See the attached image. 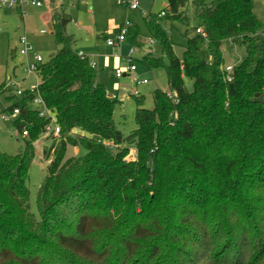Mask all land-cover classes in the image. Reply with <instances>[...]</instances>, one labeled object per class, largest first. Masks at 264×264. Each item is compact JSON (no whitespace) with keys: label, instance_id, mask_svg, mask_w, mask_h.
Wrapping results in <instances>:
<instances>
[{"label":"trees","instance_id":"1","mask_svg":"<svg viewBox=\"0 0 264 264\" xmlns=\"http://www.w3.org/2000/svg\"><path fill=\"white\" fill-rule=\"evenodd\" d=\"M253 5L168 0L163 15H145L168 62L146 58L164 66L173 99L157 89L149 110L137 98L128 135L114 120L120 101L74 47L66 30L71 16L54 9L60 49L39 66L38 93L61 131L45 154L53 159L37 194V218L29 170L49 119L32 107L28 90L9 94L21 98L6 110L19 109L13 126L27 135L20 153L0 151V264H264V29ZM162 17L196 22L182 58ZM127 35L143 44L137 27ZM227 40L247 50L231 73L222 51ZM68 146L84 154L66 158ZM131 149L134 159L127 158Z\"/></svg>","mask_w":264,"mask_h":264},{"label":"rangeland","instance_id":"2","mask_svg":"<svg viewBox=\"0 0 264 264\" xmlns=\"http://www.w3.org/2000/svg\"><path fill=\"white\" fill-rule=\"evenodd\" d=\"M5 1V0H0ZM134 2L135 0H129ZM138 1V0H137ZM254 14L259 19L264 29V0H253ZM87 4L80 7H71L70 2H64L69 13L76 18L79 25L68 23L66 30L73 34L78 42L74 47L85 53L92 62H95L96 81L102 84L109 94L115 96L120 101L114 109V120L117 128L128 135L136 128L135 113L137 110V98L143 100V107L152 110L155 106L153 92L157 89L168 91V78L164 66L151 67L146 57L161 59L164 64L168 62L158 39L151 37L145 21V12L159 14L167 5L168 0H139V7L132 9L129 5L120 4L116 0H88ZM50 7L25 6L28 13L23 15L19 8L0 7V89L8 84V77L16 79L21 87L28 89L32 84H36L34 76H28L24 72V62H34V55L23 56L19 53V38L25 35L28 42L44 60L49 55L60 49L56 42V37L52 30H49L46 17L51 15ZM160 23L166 31L168 37L174 43L175 53L182 58L189 37L195 34L191 28L196 25L191 19V25L186 26L181 21L160 18ZM137 27L142 35L141 45H136L131 41L130 36L117 46L110 47L105 41V35L112 37L111 32L122 27ZM264 34V33H263ZM153 38L150 53H145L143 46ZM134 50L132 61L125 59L130 50ZM224 65L232 67L238 66L244 60L247 50L244 44H234L227 40L222 45ZM130 65H135L136 70L129 72ZM121 71V76L116 75L117 70ZM25 77L26 79H23ZM147 80L146 83L140 81ZM187 90L192 89V82L185 81ZM17 86L7 85V89L0 91V151L10 155H16L24 150L25 138L13 126V118L2 119L1 115L10 113L6 108L21 98H8L9 94H14ZM139 92L138 95L134 91ZM264 101V91L260 96ZM32 107L37 108L35 105ZM59 138L54 136H42L34 142L35 159L29 170L28 188L31 213L39 218L37 206V194L48 174V165L53 159V153L46 157L48 148L53 142H58ZM84 154L82 147L68 146L66 158L80 156ZM135 150L131 149L128 159H134Z\"/></svg>","mask_w":264,"mask_h":264},{"label":"built area","instance_id":"3","mask_svg":"<svg viewBox=\"0 0 264 264\" xmlns=\"http://www.w3.org/2000/svg\"><path fill=\"white\" fill-rule=\"evenodd\" d=\"M46 0H5L0 1V7L2 6H6V7H10V8H19L21 13L23 15H26L28 13L27 10H24V7L29 5V6H36V7H42L44 5V2ZM49 2L52 3L53 5V9H58V8H64V2L66 0H47ZM70 2V5H74V4H78V3H85L87 0H68ZM117 2H119L120 4H126L129 5L132 9H137L139 7V3L137 0H135L134 2H130L129 0H116ZM145 14H147L145 12ZM164 12H161L160 15H163ZM198 32L200 30H197ZM128 33V27H122L119 28L117 30V32L112 36V37H108L106 39V43L108 46L110 47H117L127 36ZM154 40L150 39L149 44H153ZM19 53L23 56H28L29 54L34 55V62L29 63L24 62V72L26 73V75H31L34 76L36 78V84H32L28 89H24L23 87H21L18 83V81L12 79L11 77L8 78V84L7 85H11V86H17V89L15 90V94L21 96L23 95L24 91L28 90L31 94H33V98H32V104L35 105L38 109V114L40 117H46L49 119V123L46 125V129L44 131V136H58L61 129L60 126L56 123V119L54 117V115L51 113V111L46 107L44 100L41 98V96L38 93V83H39V79H38V71H39V66L45 61L39 54H36V52L34 51V48L32 46V44L30 42H28V40L26 39L25 35H21L19 38ZM134 54V50L131 49L130 52L128 53L127 56H125V59L128 60L129 62L132 61V56ZM80 56L85 55L83 52H79ZM95 63L91 62V66L95 67ZM226 71L228 73H231L233 70L232 66H226L225 67ZM136 70L135 65H130L128 68L129 72H133ZM116 75L119 77L121 76V71L118 69L116 71ZM228 80H231V77H228ZM141 83H146L147 80H142L140 81ZM135 95H138L139 92L137 90L134 91ZM167 96L170 99H173V95L171 94V92H167ZM19 113V109H15L13 111V113L6 115V114H2L1 118L8 120L9 118H15L17 116V114ZM23 135L26 136L27 135V131L23 132Z\"/></svg>","mask_w":264,"mask_h":264},{"label":"crops","instance_id":"4","mask_svg":"<svg viewBox=\"0 0 264 264\" xmlns=\"http://www.w3.org/2000/svg\"><path fill=\"white\" fill-rule=\"evenodd\" d=\"M88 1V0H87ZM92 1H94V0H92ZM97 1H102V0H97ZM139 1V0H138ZM44 4L45 5H47V6H49L50 8V11H51V15L50 16H48V17H46V23H47V26H48V24L50 23L51 24V17H52V13H53V11H54V9H53V5H52V3L51 2H49V1H45L44 2ZM66 4V3H65ZM65 4L63 5V7H64V9L67 11V13L71 16V20L72 19H75V20H72V22L74 23V25H76V26H78L79 25V23H78V21L76 20V18H74V16L72 15V14H70L69 13V10H67V8H66V6H65ZM84 4H87V2H85V3H78V4H74V5H70L71 7H76V8H78V7H80V5H84ZM139 4H140V2H139ZM124 5H126V4H124ZM44 6V5H43ZM42 6V7H43ZM117 31H115V32H111L110 34L111 35H114L115 33H116ZM108 37H110V36H107V35H105V41H106V39L108 38ZM76 39V38H75ZM143 40V39H142ZM78 42V40L76 39V43ZM75 43V44H76ZM150 47H151V45L149 44V43H147V44H145L144 46H143V48H144V52L145 53H150ZM76 49L78 50V52H82V51H80L77 47H76ZM85 54V53H84ZM95 63V62H94ZM96 64V63H95ZM228 66V65H227ZM230 66V65H229ZM8 78H10V77H8ZM36 79V78H35Z\"/></svg>","mask_w":264,"mask_h":264},{"label":"water","instance_id":"5","mask_svg":"<svg viewBox=\"0 0 264 264\" xmlns=\"http://www.w3.org/2000/svg\"><path fill=\"white\" fill-rule=\"evenodd\" d=\"M48 28H49V30H51L52 29V27H51V24L49 23L48 24ZM54 53H52V54H50V55H53ZM109 96H111V94H109ZM256 96L258 97L259 96V94H256Z\"/></svg>","mask_w":264,"mask_h":264}]
</instances>
